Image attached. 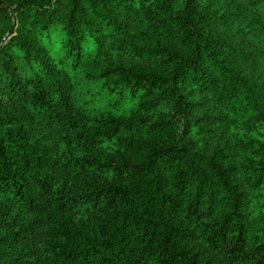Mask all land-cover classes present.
I'll return each instance as SVG.
<instances>
[{"label": "trees", "instance_id": "obj_1", "mask_svg": "<svg viewBox=\"0 0 264 264\" xmlns=\"http://www.w3.org/2000/svg\"><path fill=\"white\" fill-rule=\"evenodd\" d=\"M251 1L0 0V264H264Z\"/></svg>", "mask_w": 264, "mask_h": 264}, {"label": "rangeland", "instance_id": "obj_2", "mask_svg": "<svg viewBox=\"0 0 264 264\" xmlns=\"http://www.w3.org/2000/svg\"><path fill=\"white\" fill-rule=\"evenodd\" d=\"M249 3L252 2L251 0H247ZM254 2V0H253ZM251 4H248L250 6ZM258 46L261 45V47L264 48V42L262 39H257ZM257 54L255 57H257L258 60L261 58V49L257 50ZM263 56V55H262ZM80 94L83 97L84 101L88 102L86 105V108L89 110L95 112V110H104L107 106V103L110 98L106 96V92L104 91L102 87V83L99 82H93V81H82L80 83ZM133 103H126L123 105L124 108H129L132 106Z\"/></svg>", "mask_w": 264, "mask_h": 264}]
</instances>
